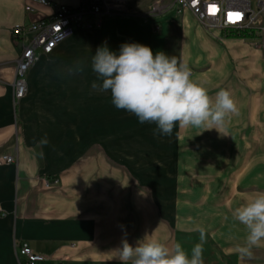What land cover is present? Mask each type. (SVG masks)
I'll use <instances>...</instances> for the list:
<instances>
[{"label":"crops","instance_id":"0c3cea01","mask_svg":"<svg viewBox=\"0 0 264 264\" xmlns=\"http://www.w3.org/2000/svg\"><path fill=\"white\" fill-rule=\"evenodd\" d=\"M50 1L73 7L80 3ZM159 1L126 0L125 12H147ZM30 4L34 11L28 13L25 6ZM50 13L32 0H0V206L6 212L0 216V264H19L15 245L22 242L46 256L42 264H120L114 257L122 240L136 246L145 235L156 239V228L146 229L145 206L128 204L122 192H112L115 179H119L115 182L121 190L127 187L128 167L96 147L100 144L97 128L122 126L130 119L129 112L113 105L110 91L92 87L94 81L101 82L91 67L97 48L106 45L118 54L122 44L140 43L155 53L163 51L160 44L165 39L156 38V29L169 34L179 28L180 48L187 51L177 52L178 61L196 69V74L228 67L231 56L248 62L262 57L240 38H221L224 32L209 31L189 9L162 26L156 24V15L113 16L98 20L91 28L76 29L50 55L41 56L27 73L26 96L15 105L12 82L19 52L12 29ZM210 48H216L220 58L213 57ZM260 65L263 68L264 62ZM253 68L257 69L255 65ZM232 71L236 85L231 97L237 112L227 117L223 128L248 129L249 144L261 155L246 174V185L252 191L247 195L234 193L231 200L217 202L212 209L224 208L220 213L209 210V216L217 219L208 228L206 242L215 240L219 249L226 240L236 255L244 245L245 230L233 219V210L264 193V71L249 76L234 67ZM242 77L248 82L244 87ZM45 138L47 143L41 144ZM3 155L14 156L15 162H3ZM54 179L58 184L51 183ZM221 217L229 221L223 222ZM252 250L264 254V246Z\"/></svg>","mask_w":264,"mask_h":264},{"label":"rangeland","instance_id":"374dc122","mask_svg":"<svg viewBox=\"0 0 264 264\" xmlns=\"http://www.w3.org/2000/svg\"><path fill=\"white\" fill-rule=\"evenodd\" d=\"M160 1L163 4H172L174 0ZM148 10L126 14L143 16L150 14ZM174 10L176 12H168L170 10L156 12V24L162 26L164 22L169 23L176 16H180L182 10ZM167 13L170 14L166 15ZM160 17L163 18L162 21L157 19ZM158 37L165 38L162 39L160 46L169 56L178 59L177 52H180V49L183 53L187 51L180 48L182 42L179 28L169 34L156 29V38ZM224 37L246 41L250 45V50L261 56L262 60L257 57L250 62L244 58L238 61L231 56L228 67L221 66L208 74H196L198 71L192 69V79L205 87L213 99L220 90H227L231 94L236 85L232 67L244 76L264 71V67L260 68V64L264 62V34L262 36L251 34L246 37L224 32L221 38ZM212 50V53L210 51L208 53L213 57L218 55L217 58H220L217 49ZM254 65L257 69L253 68ZM250 66L254 71L248 69ZM219 73L225 75V80L223 76L220 79L213 77ZM240 83L244 87L248 82L244 83L242 77ZM129 117V121L122 126L97 128L95 131L100 143L96 145L98 151L102 149L105 153L112 154L114 162H122L128 167L127 187L123 186L121 190L115 182L119 179H115L111 187L112 192L114 194L122 192L128 204L145 206L143 212L148 222L146 229L152 231V227L155 226L156 239L170 248L179 242L185 249L190 250L194 245L201 243L200 230L203 229L204 264H264L262 253H255L252 250L250 256L240 252L234 255L230 242L226 240L221 242L225 243V246L219 249L215 240L206 242L208 228L214 226L212 224H216L217 219L215 215L213 218L209 216L211 215L209 210L220 213L224 208L212 209L217 202L231 200L234 193L247 195L252 191L251 186L246 185L248 183L246 174L254 167L261 153L252 150V145L249 144V130L221 128L219 131L216 129L204 131L191 127L183 128L177 124L171 135H162L156 132L154 123L141 124L132 113H129ZM229 130L233 132L225 133ZM257 165L259 167V162ZM222 220L229 221L227 218ZM225 235L229 236L228 233ZM16 258L18 259L17 255Z\"/></svg>","mask_w":264,"mask_h":264},{"label":"clouds","instance_id":"9594fccd","mask_svg":"<svg viewBox=\"0 0 264 264\" xmlns=\"http://www.w3.org/2000/svg\"><path fill=\"white\" fill-rule=\"evenodd\" d=\"M92 71L100 79L93 89L110 91L117 109L135 115L139 123H154L156 132L171 135L174 126L183 128L219 129L225 127L237 107L227 90H220L213 99L208 90L192 79L187 63L163 51L140 43H124L119 53L105 45L98 47L91 60ZM202 133V132H201ZM41 144H46L43 139ZM233 219L244 226V245L238 249L251 255L253 248L264 246V193L236 207ZM190 250L179 242L174 247L146 235L132 246L126 239L115 250L120 264H204L203 240Z\"/></svg>","mask_w":264,"mask_h":264},{"label":"built area","instance_id":"2783aa9c","mask_svg":"<svg viewBox=\"0 0 264 264\" xmlns=\"http://www.w3.org/2000/svg\"><path fill=\"white\" fill-rule=\"evenodd\" d=\"M51 13L28 24H18L12 29V39L18 49L15 78L12 82L13 100L17 105L27 94V73L43 55H50L60 44L71 37L78 28H91L97 22L113 16L126 15V0H80L78 6L55 3L50 0H32ZM152 5L145 17L172 9H189L209 31L264 34V0H174L172 4ZM30 13L34 7L25 6ZM5 163H14L15 157L3 155ZM58 180L51 183L56 185ZM50 183L48 182V185ZM6 212L0 206V216ZM19 264H42L46 256L35 252L28 242L15 245Z\"/></svg>","mask_w":264,"mask_h":264},{"label":"trees","instance_id":"16d2710c","mask_svg":"<svg viewBox=\"0 0 264 264\" xmlns=\"http://www.w3.org/2000/svg\"><path fill=\"white\" fill-rule=\"evenodd\" d=\"M234 33V32H233ZM235 34H238V33H235ZM239 35H245L246 37L247 36H249V35H251V34H249V33H247V32H243V33H239Z\"/></svg>","mask_w":264,"mask_h":264}]
</instances>
